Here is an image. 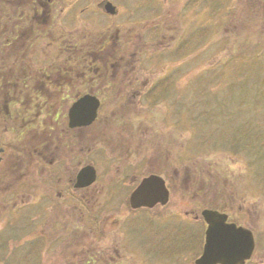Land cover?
Instances as JSON below:
<instances>
[{
    "label": "flooded vegetation",
    "instance_id": "af4514ba",
    "mask_svg": "<svg viewBox=\"0 0 264 264\" xmlns=\"http://www.w3.org/2000/svg\"><path fill=\"white\" fill-rule=\"evenodd\" d=\"M76 2L0 0L8 258L34 241L38 264H154L168 221H193L203 234L196 264L208 211L256 241L262 214L238 180L243 171L168 153L165 13Z\"/></svg>",
    "mask_w": 264,
    "mask_h": 264
},
{
    "label": "rangeland",
    "instance_id": "374dc122",
    "mask_svg": "<svg viewBox=\"0 0 264 264\" xmlns=\"http://www.w3.org/2000/svg\"><path fill=\"white\" fill-rule=\"evenodd\" d=\"M74 1L63 0L66 5ZM76 1L73 8L78 9L90 0ZM111 1L141 18L157 9L165 13L168 153L186 163L202 159L243 171L238 180L246 181L262 214L254 225L257 245L248 264H264V0ZM1 194L3 202L11 198ZM2 207L0 264L41 263L34 241L16 245L8 258L11 209L4 212ZM14 226L21 230L19 223ZM200 227L193 221H168V244L154 264H193L202 247Z\"/></svg>",
    "mask_w": 264,
    "mask_h": 264
},
{
    "label": "water",
    "instance_id": "95a60500",
    "mask_svg": "<svg viewBox=\"0 0 264 264\" xmlns=\"http://www.w3.org/2000/svg\"><path fill=\"white\" fill-rule=\"evenodd\" d=\"M115 6L111 2L106 9ZM207 222L205 243L196 264H244L254 251V236L250 230L226 223V217L216 212H204Z\"/></svg>",
    "mask_w": 264,
    "mask_h": 264
}]
</instances>
